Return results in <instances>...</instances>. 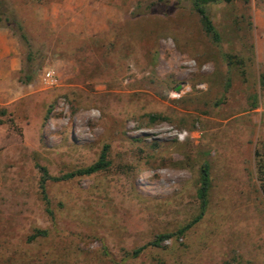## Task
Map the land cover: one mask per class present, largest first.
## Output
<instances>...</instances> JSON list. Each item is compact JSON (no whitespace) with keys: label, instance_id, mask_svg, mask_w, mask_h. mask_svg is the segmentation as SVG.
Masks as SVG:
<instances>
[{"label":"rangeland","instance_id":"1","mask_svg":"<svg viewBox=\"0 0 264 264\" xmlns=\"http://www.w3.org/2000/svg\"><path fill=\"white\" fill-rule=\"evenodd\" d=\"M5 1L22 66L0 93V264H264V0L209 4L220 42L191 0ZM105 145V169L46 180L51 216L41 167Z\"/></svg>","mask_w":264,"mask_h":264},{"label":"trees","instance_id":"2","mask_svg":"<svg viewBox=\"0 0 264 264\" xmlns=\"http://www.w3.org/2000/svg\"><path fill=\"white\" fill-rule=\"evenodd\" d=\"M221 1L229 2L232 0H191V6L199 14L203 29L205 30L207 34L211 35L212 38L216 42H220L221 36H220L218 29L216 28L214 24V21L212 20L209 14L208 5L211 3H216V2H221ZM6 9H7L6 1L0 0V26H2L1 22L3 21L6 22L7 26L11 24V17L7 14L8 11ZM18 29L20 30L21 38L28 43L27 34L22 30V26L20 24L18 25ZM229 56L230 55L227 54V57ZM32 59H33V52L29 50V53L27 55V60L31 61ZM263 78H264V74H263ZM32 79H33L32 73H26L25 77L23 79L21 78V80L25 83L31 82ZM109 164H110V160L107 158V146L105 145L100 153L99 158L95 162H93L92 164L88 166L78 168L69 173H64L63 175H60V176L50 175L46 167H41L43 170V174L40 179V187L42 188L41 190L43 193V198L45 199L47 203L46 209L48 213L51 216H53V211L49 207V199L47 197L46 189H45L46 180L48 179L61 180V179H68L76 175L92 174L99 170L105 169L106 167L109 166ZM258 167H259L261 180L264 184V165L262 164L261 161H258ZM210 185H211L210 166L207 162H204L201 167L200 186L197 190V196L201 202V210L199 214L196 215L191 222L180 227L176 233L183 234L191 225H193L203 216L205 212V208L208 204V194H209ZM47 234H48V229L37 228L35 233L31 235V237H35L37 235H47ZM173 235L174 233L172 232L159 233L155 235V237L152 240L148 241L147 243L143 245H140L134 248L128 254L132 257L138 256L148 246H161L164 240L172 237Z\"/></svg>","mask_w":264,"mask_h":264},{"label":"crops","instance_id":"3","mask_svg":"<svg viewBox=\"0 0 264 264\" xmlns=\"http://www.w3.org/2000/svg\"><path fill=\"white\" fill-rule=\"evenodd\" d=\"M22 58L19 42L8 27L0 26V93L19 76ZM7 84V85H6Z\"/></svg>","mask_w":264,"mask_h":264},{"label":"water","instance_id":"4","mask_svg":"<svg viewBox=\"0 0 264 264\" xmlns=\"http://www.w3.org/2000/svg\"><path fill=\"white\" fill-rule=\"evenodd\" d=\"M180 88V86L177 87V90Z\"/></svg>","mask_w":264,"mask_h":264}]
</instances>
